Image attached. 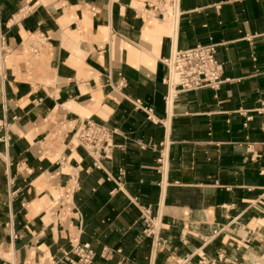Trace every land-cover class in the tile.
Listing matches in <instances>:
<instances>
[{
	"label": "crops",
	"instance_id": "obj_1",
	"mask_svg": "<svg viewBox=\"0 0 264 264\" xmlns=\"http://www.w3.org/2000/svg\"><path fill=\"white\" fill-rule=\"evenodd\" d=\"M147 6L0 0V264H70L75 241L92 264H264V0ZM208 43L220 87L168 101L164 59ZM87 119L114 132L99 167Z\"/></svg>",
	"mask_w": 264,
	"mask_h": 264
},
{
	"label": "built area",
	"instance_id": "obj_2",
	"mask_svg": "<svg viewBox=\"0 0 264 264\" xmlns=\"http://www.w3.org/2000/svg\"><path fill=\"white\" fill-rule=\"evenodd\" d=\"M148 16L170 18L173 21L181 13V0H148L145 9ZM218 44H197L186 49H173L164 59L167 75L164 79L168 85L166 99L173 101L179 93L203 88L218 89L223 82L222 64L217 59ZM5 123L0 120V129ZM113 131L103 124L87 119L75 129L74 136L79 145L83 146L94 158V164L111 154L116 145L113 143ZM123 174V172H121ZM146 233H152L157 225L149 209L145 210ZM71 252L77 258L65 259L70 264H92L95 253L89 243L75 241Z\"/></svg>",
	"mask_w": 264,
	"mask_h": 264
}]
</instances>
